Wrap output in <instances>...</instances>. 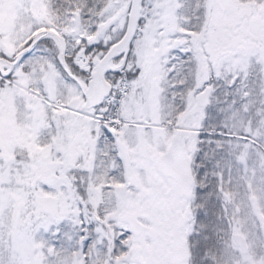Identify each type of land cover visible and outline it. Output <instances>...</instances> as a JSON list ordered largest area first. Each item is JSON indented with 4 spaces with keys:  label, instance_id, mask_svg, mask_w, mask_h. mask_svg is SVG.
Wrapping results in <instances>:
<instances>
[{
    "label": "snow or ice",
    "instance_id": "snow-or-ice-1",
    "mask_svg": "<svg viewBox=\"0 0 264 264\" xmlns=\"http://www.w3.org/2000/svg\"><path fill=\"white\" fill-rule=\"evenodd\" d=\"M0 264H264V0H0Z\"/></svg>",
    "mask_w": 264,
    "mask_h": 264
}]
</instances>
